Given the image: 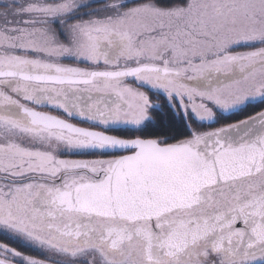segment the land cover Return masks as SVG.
Returning a JSON list of instances; mask_svg holds the SVG:
<instances>
[{
    "label": "snow or ice",
    "instance_id": "snow-or-ice-1",
    "mask_svg": "<svg viewBox=\"0 0 264 264\" xmlns=\"http://www.w3.org/2000/svg\"><path fill=\"white\" fill-rule=\"evenodd\" d=\"M0 236L264 264V0H0Z\"/></svg>",
    "mask_w": 264,
    "mask_h": 264
},
{
    "label": "trees",
    "instance_id": "trees-1",
    "mask_svg": "<svg viewBox=\"0 0 264 264\" xmlns=\"http://www.w3.org/2000/svg\"><path fill=\"white\" fill-rule=\"evenodd\" d=\"M233 118H235V117H233ZM0 240H5L11 246L18 248L19 250L23 251L27 255H32V256H36V257H40V255H41L39 252H37L33 248L26 246V245H24V246L21 245L20 241H18V240H8L4 236H0Z\"/></svg>",
    "mask_w": 264,
    "mask_h": 264
},
{
    "label": "flooded vegetation",
    "instance_id": "flooded-vegetation-1",
    "mask_svg": "<svg viewBox=\"0 0 264 264\" xmlns=\"http://www.w3.org/2000/svg\"><path fill=\"white\" fill-rule=\"evenodd\" d=\"M13 240H15V239H13ZM20 243H21V245H23V246H24L23 242H21V241H20ZM34 249H35V248H34ZM37 250H39V249H37ZM39 251H40V250H39Z\"/></svg>",
    "mask_w": 264,
    "mask_h": 264
}]
</instances>
